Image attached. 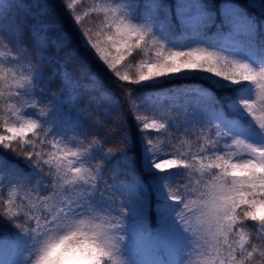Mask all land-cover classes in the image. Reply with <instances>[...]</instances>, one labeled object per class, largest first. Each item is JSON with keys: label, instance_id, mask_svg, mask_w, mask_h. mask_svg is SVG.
Masks as SVG:
<instances>
[{"label": "snow or ice", "instance_id": "1", "mask_svg": "<svg viewBox=\"0 0 264 264\" xmlns=\"http://www.w3.org/2000/svg\"><path fill=\"white\" fill-rule=\"evenodd\" d=\"M61 3L0 0V264H264V0Z\"/></svg>", "mask_w": 264, "mask_h": 264}, {"label": "trees", "instance_id": "2", "mask_svg": "<svg viewBox=\"0 0 264 264\" xmlns=\"http://www.w3.org/2000/svg\"><path fill=\"white\" fill-rule=\"evenodd\" d=\"M48 2L53 6L55 10L56 17L62 22L63 26L68 29L72 30L74 26V18L73 16L66 10L61 3V0H48ZM66 3L67 0H64ZM97 2V0H77V5L78 7L81 4H87L89 6L94 5ZM220 0H211V4L213 6L219 4ZM237 4H239L241 7L245 9V11L253 16L256 17L258 16V12L256 9L251 8L248 6L249 0H235ZM174 11V9H173ZM63 53H61V57H63ZM135 55V53H133ZM139 59V58H138ZM91 66L93 70L98 74V76L102 79L104 82V85L107 89H109L110 93L113 94V96H121L120 88L116 83L113 82L112 76L109 74L108 71L105 70V68L102 66L100 63L92 62L90 61ZM69 68L75 73L76 72V65L74 63L69 64ZM47 75V73H46ZM59 81L57 80L56 83L53 84L52 88L53 91H55L56 86L58 85ZM209 88L210 85L206 83H201L197 81H190V80H184V79H174L172 81H164L161 80L157 85L154 87L152 86H145V87H140L136 86V91L138 94H141L144 96L145 100L147 99L146 96L149 92H156V91H168L171 93H174L173 98L171 100H162L161 102L157 101H148V107L149 110L153 108V106L158 105L160 103H167V104H180V103H185L188 102L190 98L184 96V91L189 89V88ZM217 97H223L226 95V93L217 91L215 93ZM223 102V101H222ZM101 109L104 111L105 116L111 113H115L117 111L116 107L108 106V105H101ZM140 114H146L143 109L140 110ZM124 119L127 120V125L128 127L125 129L126 131L130 132L129 135V145H130V150L132 152V159L135 160L137 168L140 167L141 164V157H140V148L138 144L135 142L137 140V130L134 127V122L133 118L130 115L126 114V109H125V116L123 117ZM101 120H104L105 117H100ZM112 126L110 124H106L105 128L103 129H92V131H108L111 132ZM109 140H112L113 138L109 135L108 136ZM115 163V161L113 162ZM15 164L19 165L20 168H24V164L22 161H16ZM10 228V226H9ZM0 232H5L6 234L10 235V232L8 231L7 228H0Z\"/></svg>", "mask_w": 264, "mask_h": 264}, {"label": "rangeland", "instance_id": "3", "mask_svg": "<svg viewBox=\"0 0 264 264\" xmlns=\"http://www.w3.org/2000/svg\"><path fill=\"white\" fill-rule=\"evenodd\" d=\"M173 15H174V11H173ZM170 92L168 91H156V92H149L146 96V104L148 105V101H157V102H161L163 99L161 98H167L168 100H171V98H173L174 95H169ZM156 106V105H155ZM15 167L20 168L19 165L14 164ZM22 169V168H20ZM8 259V257L4 254V252L2 250H0V260H6Z\"/></svg>", "mask_w": 264, "mask_h": 264}]
</instances>
